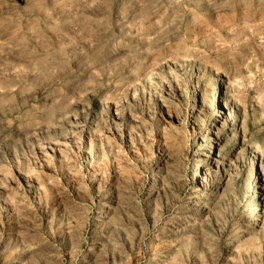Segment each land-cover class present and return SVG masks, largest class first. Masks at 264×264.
<instances>
[{"label":"rangeland","instance_id":"1","mask_svg":"<svg viewBox=\"0 0 264 264\" xmlns=\"http://www.w3.org/2000/svg\"><path fill=\"white\" fill-rule=\"evenodd\" d=\"M0 264H264V0H0Z\"/></svg>","mask_w":264,"mask_h":264}]
</instances>
